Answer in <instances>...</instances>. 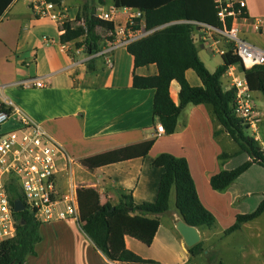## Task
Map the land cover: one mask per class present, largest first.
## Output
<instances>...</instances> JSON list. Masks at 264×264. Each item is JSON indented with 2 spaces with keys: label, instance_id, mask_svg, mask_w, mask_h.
Returning <instances> with one entry per match:
<instances>
[{
  "label": "crops",
  "instance_id": "1",
  "mask_svg": "<svg viewBox=\"0 0 264 264\" xmlns=\"http://www.w3.org/2000/svg\"><path fill=\"white\" fill-rule=\"evenodd\" d=\"M78 1L61 2L68 20L75 18L84 3ZM113 1L105 0V5L97 7V11L112 14L114 25L126 24L138 11L115 8ZM245 2L249 18L264 20V0ZM58 27L49 19L37 17L28 0H9L1 10L0 103L11 102L63 147L64 153L57 163V184L61 193L71 186L76 190L91 188L99 194L101 204L115 206L121 191H130L136 204L152 203L156 200L163 172L152 163L157 156L167 153L187 161L199 200L215 217L212 229H197L203 249L209 247L210 234L217 224L222 225L225 235L224 231L235 224L238 215L249 214L258 207L264 198V168L258 165H252L223 192H216L210 186L212 176L248 160L245 153H239L238 145L216 120L210 105L188 104L178 117L174 133L156 137L155 127L159 122L152 114L155 91L132 86L134 74L155 76L156 66L134 68L133 57L125 47L113 51L111 66L102 57L90 59L82 48L75 49L72 43L62 45V32ZM192 36L200 60L209 72H214L218 66L211 68L208 64L214 54L196 33ZM243 36L264 49V25L260 32L247 30ZM105 47L106 41L102 49ZM200 51L206 52L205 58ZM91 60L92 69L88 67ZM185 78L191 87L202 86L191 69L185 72ZM32 79L41 80L43 87L21 85L22 81ZM221 81L223 89L229 90V77L224 75ZM169 92L177 104V83H171ZM257 115L260 124L262 114L257 112ZM17 118L14 116L3 129H15ZM248 132L251 133L248 136L255 138L264 149L259 136ZM153 137L155 142L144 158L94 170L79 163L83 158L139 144ZM221 154L231 157L219 161ZM255 193L259 194L256 198ZM179 221L182 219L175 209L172 190L169 209L160 216V226L151 246L125 237L126 248L143 259L180 264L185 255L190 254L177 231ZM259 223H264V212L255 220L242 223L239 230L223 236L229 237L244 257L242 264H264V225L262 230L254 228ZM39 235L41 240L35 246L36 256L28 257L25 264H119L109 262L95 249L79 224L71 220L42 224Z\"/></svg>",
  "mask_w": 264,
  "mask_h": 264
},
{
  "label": "trees",
  "instance_id": "2",
  "mask_svg": "<svg viewBox=\"0 0 264 264\" xmlns=\"http://www.w3.org/2000/svg\"><path fill=\"white\" fill-rule=\"evenodd\" d=\"M0 0L1 10L9 2ZM60 5L63 0H49ZM80 7L73 20H66L59 25L62 32V45L72 43L75 49H83L88 56L101 51L105 41L113 40L114 24L96 18L97 7L88 0ZM100 6L105 0H99ZM115 8L135 9L143 13L145 27L157 29L144 39L126 47L133 57L134 68L155 65L157 74L150 77H139L135 74L132 86L135 89L155 91L152 114L163 127L166 135L174 133L177 120L182 110L188 105L207 104L212 107L213 115L230 138L238 145L239 153H245L248 160L231 170H224L210 178V186L216 192L225 191L252 165L264 168L263 149L255 138L248 136V126L233 113L235 92L224 90L222 77L230 66L239 65L237 58L231 55L222 56V64L214 72H209L198 56L193 40V25L179 21L217 24L212 0H114ZM166 25V26H165ZM164 26V27H162ZM106 33L103 38L98 32ZM92 61L88 67L92 69ZM193 70L200 79L201 87H191L185 72ZM245 79L252 93H260L264 98V66L245 71ZM179 87L178 103L170 97V85ZM0 111L6 106L0 103ZM155 138L142 143L111 150L79 161L88 170L117 164L132 159L144 158L153 146ZM231 156L221 154L219 161ZM152 165L163 170L157 191L156 200L152 203L136 204L130 191H121L118 203L112 206L101 204L99 194L91 188L77 189L79 226L91 240L95 249L109 262L119 264H161L154 260L143 259L125 245V237H130L141 244L151 246L160 226V216L169 209V197L175 193V209L183 222L196 229H212L215 217L202 205L191 178L187 161L170 154L157 156ZM10 204L21 200L22 195L16 187L8 191ZM264 212V198L251 213L238 215L233 226L224 231L229 235L240 229L242 223L255 220ZM16 236L0 242V264H25L30 256H36L35 246L40 242L39 228L42 223L28 210L15 213ZM190 256L204 252L202 243L188 249ZM217 264H225L218 262Z\"/></svg>",
  "mask_w": 264,
  "mask_h": 264
},
{
  "label": "built area",
  "instance_id": "3",
  "mask_svg": "<svg viewBox=\"0 0 264 264\" xmlns=\"http://www.w3.org/2000/svg\"><path fill=\"white\" fill-rule=\"evenodd\" d=\"M28 1L32 12L39 18L49 19L58 25L68 20L67 11L61 5L49 0ZM212 3L217 20L215 26L179 22L192 24L193 33L197 34L211 53L220 57L229 54L238 59L239 65L230 66L224 74L230 79L229 89L235 92L233 113L256 134L257 108L244 72L264 66V49L250 43L243 35L247 30L260 32L264 20L247 16L245 0H212ZM95 16L113 22L112 14L97 11ZM156 30H148L143 13L137 11L126 24L114 25L113 40L106 41V47L89 58L102 57L111 66L113 51L126 48ZM21 85L42 88L43 82L32 79L22 81ZM4 105L6 111H0V242L16 236L17 222L8 196L12 187H16L22 195L24 202H21L25 210L33 213L42 224L67 220L78 224L77 190L71 186L67 192L61 193L57 184V163L64 153L63 147L40 124L29 119L11 102ZM14 116H18L17 127L4 130V125ZM155 136L168 135L157 124Z\"/></svg>",
  "mask_w": 264,
  "mask_h": 264
},
{
  "label": "rangeland",
  "instance_id": "4",
  "mask_svg": "<svg viewBox=\"0 0 264 264\" xmlns=\"http://www.w3.org/2000/svg\"><path fill=\"white\" fill-rule=\"evenodd\" d=\"M93 6L99 7V0H88ZM69 3L72 2H79L78 0H68ZM102 37L104 38L106 36V33L102 30L98 31ZM74 48V45H73ZM72 48V49H73ZM75 50V49H74ZM201 56L205 58V51H200ZM209 66L211 68H215L216 66H219L218 64L222 63V59L219 55L214 54L213 58L208 61ZM255 105L257 108L258 114H262V121L256 123V134H253L256 136L258 135L260 138V143L264 145V98L260 93H256L254 96ZM259 116V115H258ZM260 117L257 118L259 120ZM248 130L246 131V134L248 135ZM251 135V133H249ZM259 194L255 193L254 197L256 198ZM254 198V199H255ZM264 223H259L254 226L255 230H262ZM221 226L217 224L216 227L212 230V233L210 234V241H209V247L204 249V252L199 253L196 256H188L185 255V258L183 261H180V264H217L218 262H223L225 264H242L241 260L244 259L242 257L241 253L237 251L235 246L230 241V238H223V230H221ZM223 238V239H222ZM200 243V242H199ZM180 256V255H179ZM178 256V257H179ZM181 255V260H182Z\"/></svg>",
  "mask_w": 264,
  "mask_h": 264
},
{
  "label": "water",
  "instance_id": "5",
  "mask_svg": "<svg viewBox=\"0 0 264 264\" xmlns=\"http://www.w3.org/2000/svg\"><path fill=\"white\" fill-rule=\"evenodd\" d=\"M25 210V207L21 200H16L13 203L14 213H20ZM177 231L181 235L185 245L188 248H192L200 242V235L196 228L186 225L183 220L177 223Z\"/></svg>",
  "mask_w": 264,
  "mask_h": 264
}]
</instances>
